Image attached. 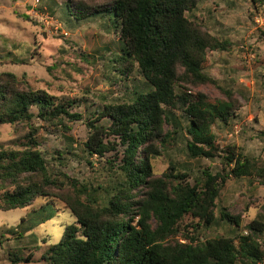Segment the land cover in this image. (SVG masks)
<instances>
[{
    "label": "trees",
    "instance_id": "1",
    "mask_svg": "<svg viewBox=\"0 0 264 264\" xmlns=\"http://www.w3.org/2000/svg\"><path fill=\"white\" fill-rule=\"evenodd\" d=\"M197 2L112 0L101 6L103 16L112 23L111 29L119 33L121 45L114 62L122 68L127 64L134 65L138 76L143 79L133 87L129 103L105 106L100 119L86 122L87 128L99 125L106 116L111 127L107 133L97 132V136L102 137L97 141L100 154L115 150L112 143L104 147L103 139L116 136L124 148L120 170L128 175L129 187L147 184L144 177L150 175L154 177V190L151 194L144 193L148 199L140 202L138 211H133L135 202L123 203L116 197L108 200L106 207L93 208L91 205L96 201L83 186L77 193L85 197L79 205L82 211L70 207L62 211L69 212L74 222L62 225L64 230L59 242L50 243L45 250L43 259L47 264H238L240 260L258 264L263 261L264 253L256 237L264 231V223L256 220L245 226L246 234L243 231L234 238L216 237L202 241L192 235L183 237V241L173 239L178 236V229L187 216L197 220L196 228H209L219 221L239 228L240 217L230 215L227 209H220L219 216L216 215V201L223 186L230 178L249 177L261 179V184H264V165L257 158L244 156L234 146L227 147L222 151L224 155H220V148L216 145L213 132L216 121L227 126L230 120L238 119L233 111L232 98L211 103L202 94L192 95L187 87L216 84L205 71L208 51L224 52L232 46L230 39L204 33L189 18L187 14L193 13ZM81 6L80 9L86 12V5L81 3ZM65 7L71 8V5L68 3ZM94 15L101 13L97 11ZM21 111L26 109L21 108ZM178 112L186 121L185 130L190 139L186 144L188 157L223 160V172H206L203 185L192 184L184 172L176 176L172 173L155 176L153 160L161 156L175 139L173 134L178 135L183 129L177 119ZM38 118L43 120L44 115ZM70 119L78 121L81 117L76 115ZM166 125L173 129L165 131ZM38 131L39 128H34L29 136ZM154 136L160 146L146 148ZM30 143L34 145L36 141L31 140ZM43 164L44 161L34 153L20 161L21 168L33 172L37 171L38 165L42 169ZM26 197L25 192L9 197V202L12 205L19 202L23 206ZM57 202L64 204L63 201ZM43 207L36 208L42 212ZM36 208L33 209L34 214ZM48 219L51 221L53 218ZM25 223L22 218L17 225L19 232L8 228L5 234L22 240L23 233L35 227L21 228ZM29 241L33 246H39L37 233L29 237ZM32 247L10 250L9 260L18 264L30 259L24 257L23 251Z\"/></svg>",
    "mask_w": 264,
    "mask_h": 264
},
{
    "label": "clouds",
    "instance_id": "2",
    "mask_svg": "<svg viewBox=\"0 0 264 264\" xmlns=\"http://www.w3.org/2000/svg\"><path fill=\"white\" fill-rule=\"evenodd\" d=\"M72 2L78 5L80 0ZM83 2L90 5L86 12L66 8L69 0H0V256L9 248L32 247L29 237L41 232L49 217L59 219L60 213L69 207L82 211L79 205L85 197L77 195L82 186L96 201L93 208L106 207V202L116 197L123 203L135 202L133 211H138L140 202L148 199L143 194L154 190V177L150 175L144 177L147 184L129 187L128 175L114 161L116 152L122 151L117 138L103 139L104 147L112 143L116 152L100 154L97 141L102 137L97 132L107 133L111 127L106 116L99 125L87 129L86 134L77 132L87 127V121L100 119L105 106L131 100L119 87H113V81L119 78L112 71V60L118 53L115 49L111 53L104 51L108 41L119 40V33L113 32L101 7L112 0ZM214 4H219L221 14L227 15L225 23L241 35L244 31L252 35L257 27L264 31V0H257L258 15L253 12L251 0H209L203 6ZM97 11L101 15H94ZM43 33H47V39ZM254 41L255 37L250 43ZM260 56L264 59V52ZM231 69V64L217 63L211 75L217 76V83L226 91L236 93V88L226 82L236 80L238 87L241 76ZM257 71L264 75V67ZM232 103L239 119L230 120V127L234 125L238 132L247 131L236 141L229 139L224 143L240 144L244 156L255 157L264 164V87L244 90L243 98L235 94ZM40 115H44L43 120L38 118ZM76 115L81 119H70ZM253 116L259 117V125L251 122ZM216 123L220 125L219 120ZM34 128L40 130L29 136ZM31 140L36 143L31 144ZM153 145L160 146L155 136L145 147L151 149ZM33 153L44 161L43 167L38 165L37 171H26L20 167V161ZM25 192L23 206L9 202V197ZM57 201H63L65 208H58ZM36 205H43V211ZM9 216H13L12 221ZM21 216L26 221L21 228L35 227L24 232L23 239L18 241L5 233L8 228L20 231L17 225ZM0 264L7 261L0 260Z\"/></svg>",
    "mask_w": 264,
    "mask_h": 264
},
{
    "label": "rangeland",
    "instance_id": "3",
    "mask_svg": "<svg viewBox=\"0 0 264 264\" xmlns=\"http://www.w3.org/2000/svg\"><path fill=\"white\" fill-rule=\"evenodd\" d=\"M223 2V0H221ZM253 12L257 15L259 14V8L257 7V0H251ZM81 3L85 4L83 0H80L78 5L73 4L72 0H69L71 8L82 7ZM209 0H198L197 8L192 14H187L192 21L198 24L204 33L213 35L214 37L220 39H230L232 41V46L228 51H208L207 60L205 63L206 73L215 79L216 84L204 83L196 86H187L188 89L192 91V95L197 96V94H202L206 97V100L211 103L219 101H229L235 94H240L243 98V91L250 90L254 88L264 87V75L257 71L258 68L264 67V59L261 58L260 53L264 52V40L262 36L264 31L257 27L256 31L249 35L247 31H244L243 35L236 28H233L231 24L225 23L227 19L226 14H221L223 12L220 9L219 4H214L212 7H205ZM87 8L90 5L85 4ZM234 7V6H233ZM231 10V9H230ZM219 17V18H217ZM83 19V17H81ZM251 19V16L249 17ZM255 24L256 22L253 21ZM108 24L112 27L111 21L108 19ZM237 27L239 26V21H236ZM114 32V31H113ZM45 39L48 38L47 33H43ZM239 37V38H237ZM255 37L254 43H250ZM121 43L118 41H108L104 46V51L109 53L118 52V48ZM254 54V57L251 55ZM217 63H221L224 66L232 65V72L234 74L238 73L241 76V81L237 87L236 80H230L226 83L231 84L236 88V93H233L231 89L225 90L217 83V76L211 75V70L214 69ZM112 64L115 65L112 71L116 73L118 80L113 81V87H119V91L123 92L125 97H129L130 93L133 91V87L142 81L143 78L139 77L134 68V65L127 64L126 68L120 67L119 64L112 60ZM118 69L119 71H115ZM235 108V107H234ZM105 111V107H104ZM177 119L181 122L183 129L179 131L178 135L173 134L175 138L171 144L167 146L161 156L156 157L153 160L154 173L156 177H163L164 175H169L172 173L176 176L180 172L187 173L189 176V181L192 184L203 185L206 176L205 173L209 172L212 174H217L223 172V160L221 158H216L214 160H209L206 158L200 159H190L187 155L186 144L190 140L185 130L186 121L183 119L181 114L177 113ZM239 119V117H238ZM251 122L253 124H260V119L258 116H253ZM222 125V124H220ZM215 125L213 126V132L216 135V145L220 148V155H224V150L227 147L234 146L236 150L243 153V148L240 144L235 143H224L229 139L236 141L238 137L242 136L247 129L243 132H238L235 126L230 125ZM43 128V125L40 126ZM86 128H79L77 132L87 133ZM165 131H171L173 128L170 125L165 126ZM40 130V128H39ZM44 131H48L44 128ZM255 131V130H253ZM117 138L116 136H112ZM122 151L116 152V150H111L116 152L114 161L119 162L122 165L124 148L120 145ZM141 152V151H140ZM58 156V154H57ZM250 158H255L248 156ZM59 158V156H58ZM59 160H63L59 159ZM261 164V162H259ZM174 169H172V166ZM264 165V164H261ZM91 167V164H89ZM83 187V186H82ZM221 194H224L225 198L221 199ZM40 205H36L38 207ZM216 215L219 216L220 209H227V212L232 216L240 217L239 228L227 225L219 221L215 226L206 228L205 226L196 228L197 220H193L192 217L187 216L181 223L178 231V236L173 239H180L183 241V237L194 235V237L199 238L202 241L207 239H214L216 237H236L239 233L245 231V226L252 221H259L264 223V184H261V179L256 177L235 179L230 178L226 184L223 186L220 196L216 201ZM57 207L64 209L65 204L57 202ZM15 214V209L11 210ZM23 216L20 217L19 223ZM13 220V216H9V221ZM74 222V218L69 212L60 213L59 219H52L49 221L48 225L39 233V246H33L31 249L27 248L23 251L24 257L30 259L18 263V264H47L43 259V254L45 250L49 247L50 243L59 242L63 228L62 225L71 224ZM247 233L246 231L244 232ZM264 231L260 233L262 236V244L258 242L259 234L256 237V241L259 244L261 250L264 253ZM13 250L9 248L3 256H0V260H6L7 264H12L9 260L8 252ZM33 254L31 257L30 254ZM238 264H250L246 261L240 260ZM259 264H264V259Z\"/></svg>",
    "mask_w": 264,
    "mask_h": 264
},
{
    "label": "built area",
    "instance_id": "4",
    "mask_svg": "<svg viewBox=\"0 0 264 264\" xmlns=\"http://www.w3.org/2000/svg\"><path fill=\"white\" fill-rule=\"evenodd\" d=\"M251 56L254 57V54H252ZM259 235H260V234H259ZM261 237H262V236L260 235V236H259V239H258V242H259L260 244H262V242H263V240H262ZM263 237H264V234H263ZM259 263H260V262H259ZM259 263H258V264H259Z\"/></svg>",
    "mask_w": 264,
    "mask_h": 264
}]
</instances>
